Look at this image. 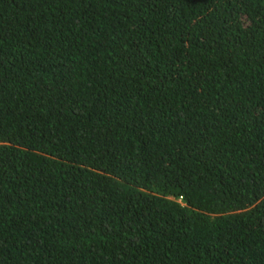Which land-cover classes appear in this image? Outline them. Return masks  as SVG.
Instances as JSON below:
<instances>
[{"label":"trees","instance_id":"obj_1","mask_svg":"<svg viewBox=\"0 0 264 264\" xmlns=\"http://www.w3.org/2000/svg\"><path fill=\"white\" fill-rule=\"evenodd\" d=\"M0 264H264V0H0Z\"/></svg>","mask_w":264,"mask_h":264}]
</instances>
